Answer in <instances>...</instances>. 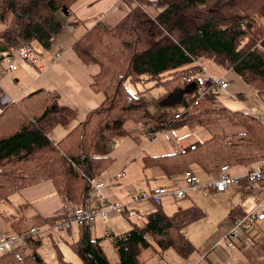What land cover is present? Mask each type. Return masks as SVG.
Listing matches in <instances>:
<instances>
[{
	"label": "trees",
	"instance_id": "1",
	"mask_svg": "<svg viewBox=\"0 0 264 264\" xmlns=\"http://www.w3.org/2000/svg\"><path fill=\"white\" fill-rule=\"evenodd\" d=\"M77 1L0 0V66L13 60L21 47L50 48L63 29L61 13ZM163 1L166 7L156 17L135 8L113 27L99 22L73 43L77 59L96 68L91 87L102 101L59 141L52 142L49 134L71 124L76 113L59 103L56 90L38 88L0 108V201L47 180L61 200L73 208L84 205L89 181H97L112 163L107 143L126 137L128 122L140 125L150 138L170 128H208L220 122L241 130L213 135L193 151L143 158L144 168L157 167L167 178L184 179L194 168L210 176L222 167L264 159V125L246 111L214 106L199 90L210 85L203 77V62L210 59L264 92V0ZM144 76L164 87L165 94L156 103L181 108L178 118L161 124L148 111L143 90L127 87ZM141 216L129 231L108 236L117 255L114 263L106 257L100 239L92 238L88 228H79L80 238L70 244L79 264H142L140 253L151 245L147 237L159 249H173L181 258L194 252L183 228L202 219V209L178 208L167 215L156 206ZM60 218L33 217L27 223L6 216L25 254H0V264H45L37 253L39 236L32 240L28 230L52 226ZM58 259L73 264L60 254Z\"/></svg>",
	"mask_w": 264,
	"mask_h": 264
},
{
	"label": "crops",
	"instance_id": "2",
	"mask_svg": "<svg viewBox=\"0 0 264 264\" xmlns=\"http://www.w3.org/2000/svg\"><path fill=\"white\" fill-rule=\"evenodd\" d=\"M165 7L166 3L163 0H78L66 13H61L63 29L58 35L54 37L50 48H37V50L34 48L39 62L45 67V71L40 75H45L47 70L53 68L50 66L59 60L60 61L57 63L58 67L62 70L66 69L68 65L65 55L69 50L70 53H72L71 47L73 43H75L95 24L100 22L108 28L113 27L135 8L142 9L150 17H156L165 9ZM54 42L56 44L55 49L52 53H50L49 50L53 48L52 46L54 45ZM65 46L69 47L67 48ZM59 48H62L64 53L60 59L54 61L55 54ZM73 62L74 64L78 63L76 57L74 58ZM204 64L208 63L204 61L203 66ZM78 65L79 67H82L83 64ZM3 66L4 70H1V74L5 72L12 74L16 71V69L14 71H8L6 66ZM208 66L212 73L204 70L206 74L210 75L211 78L214 79H224L228 83V88L226 91L206 94L208 100L216 107H225L233 111H246L264 125V92L259 93L256 89L249 87L232 70L225 69L220 66V68H217L214 67L213 64H208ZM35 69L37 71L36 67ZM96 71V68H93V70L90 71L91 77L88 79L90 88H92L90 83L92 80V75ZM203 77L205 78L206 75ZM26 90L27 91L25 93L22 92L21 94L12 97L8 93L0 91V97L4 95L10 100H16L26 95L30 91H33V89ZM220 97L223 98V101L219 99ZM98 101H101V97H99ZM98 101L96 100L94 105L90 108L97 107L99 104ZM166 121L167 119L162 121L161 124H164ZM202 128L203 127L190 126L179 129L170 128L160 132L164 135L166 132L167 135H169V130H174L176 133V138L170 137V139L167 140L165 137L166 142L162 141L160 144H158V146L154 145L151 150H157L155 151L156 153H142L139 164H137L136 159H134L130 164L123 163L119 169L117 168L113 171L109 170L107 177H101V175L98 179L104 183L101 196L103 195L107 201L125 202L135 194L153 189V187L151 188L149 184L152 181L156 182L157 180L158 184L155 186L156 188L166 189L165 186L169 184L176 185V188L185 187V181L183 177L167 178L157 167L144 168L143 158L146 157V155L158 156L177 153L180 152V149L182 148L187 150L190 145H193L196 142L192 134L197 137L201 144L213 135H232L241 131L238 127H232L227 122H220L217 125L203 128L204 130ZM135 132L137 133L138 131L136 130ZM144 135V131L140 130V134L132 139L142 142L141 140L143 139L145 141ZM128 136L129 135L118 139L120 140V144L117 148L120 147L125 139L130 138ZM50 140L52 141V139ZM152 143H148L146 147L149 148ZM113 149H110L111 151L109 152V155L114 152ZM258 163L259 162L257 161L247 166H234L227 169L226 173L232 178H241L251 169H254ZM139 167L141 174H143L145 177V184L147 186L145 189L143 188L144 184L141 185L140 182L134 181L133 175H136V173L139 171ZM193 173L197 176L196 168H194ZM117 174H121V177L116 178L115 176ZM207 177L208 179H206L204 183L215 180L217 175L215 174ZM148 178L150 179V183ZM263 189L264 181L253 183L243 181L239 185L228 186L224 192L210 193L209 195H212V198L224 201L226 203L224 207L226 208V211L224 215H220L216 222L212 223L209 236L203 239L201 243L192 241L190 235L187 236L184 233L193 245L197 244V247L194 246V252L191 253L187 258H181L173 249H159L155 243H153L152 239L147 237L151 245L150 247L142 250L140 253L139 257L142 264H264V222L256 224V226L251 231L243 234L241 238L235 242V245L232 248L227 249L224 244H221L222 239L230 230L232 222L241 215L251 211L258 203H260V196ZM193 194L198 193H192V195ZM101 196H98L97 199H100ZM166 202L164 203L165 206L167 205ZM151 204V202L142 201L135 206V209L141 215L149 214V212H153L151 210ZM164 205H162L161 202L160 207H165ZM91 206L95 207L96 203L91 204ZM191 206L196 205L193 203ZM178 208L162 209L167 215H169V213L173 214ZM72 209L73 207L71 205L61 200L51 181L44 180L37 182L12 194L8 200L0 201V237L5 235H16L8 221L5 219L6 216H10L13 220L21 219L22 221L29 223L33 217H62ZM234 209L235 211L233 215L230 216V212ZM205 216L203 218H205ZM222 216L223 218L221 219ZM126 220L128 222L125 223L124 221ZM135 222H137L135 219H128L120 215H112L105 222L97 221L95 225L89 229V231L92 238L100 239V245L103 249L102 243L106 242L107 239L110 241L108 236L120 235L129 231L132 229L133 223ZM188 225L183 228V232ZM67 232L69 237H71L72 243L77 241L81 236L80 229L77 226L70 228L67 230ZM60 247L64 261L67 260L69 263L73 264L80 263L79 257L69 250L70 246L63 245ZM12 251L18 257H22L25 254V247L20 239L15 243ZM103 251L108 258V255L104 249ZM111 258L112 260L108 259L111 263L117 261L115 250H111ZM44 263L47 264L46 262ZM58 264L62 263L58 262Z\"/></svg>",
	"mask_w": 264,
	"mask_h": 264
},
{
	"label": "rangeland",
	"instance_id": "3",
	"mask_svg": "<svg viewBox=\"0 0 264 264\" xmlns=\"http://www.w3.org/2000/svg\"><path fill=\"white\" fill-rule=\"evenodd\" d=\"M53 44H54L52 46L53 48L49 50L50 53H52L55 49V45H56L55 42ZM69 46H65V47L68 48ZM37 48L41 49L39 46H35V50H37ZM65 57L67 59V65H68L66 69L62 70L58 67L57 63L60 61L59 60L58 62L50 66L53 68L47 70L45 75L44 74L40 75L34 67L21 63L20 60L17 58V56L14 55L12 59L16 67V71L13 72L12 74H8L7 72L3 74L0 73V91L8 93L11 97L15 95H19L22 92L25 93L27 91L26 89L28 90H32V89L34 90L38 88L53 89L60 93L59 95L60 98L58 101L61 105L68 106L74 109L76 115L73 122L69 125L58 126L52 133L49 134L50 139L56 142L59 141L61 137H63L65 134H67L75 124L85 119L87 111L93 109L90 107L94 105L96 100L97 101L99 100V97H101V101H102V95L89 87L88 79L91 77L90 71L93 70V68L95 67L94 66L92 67L90 65H84L78 59H77L78 63L74 64L73 60L76 56L74 55L73 52L70 53V50L65 55ZM205 61L208 64H213L214 67L220 68L210 59H206ZM78 64H83V65L82 67H79ZM208 64H204L205 66L204 70L208 71L209 73H212L211 70L208 68L209 67ZM1 70H4L3 65L0 66V72ZM127 87L131 91L143 90L148 111L153 117L159 118L160 121H165L166 119L169 120L170 118H173L175 114L181 112V108H174V107L172 108L165 105L161 106L156 103V99H158L159 97L165 94V89L163 86L157 85L153 81H146V76L142 77L141 82L136 84L134 87L131 86L130 84H128ZM219 99L223 101L222 97H220ZM101 101H98V103L100 104ZM61 102L64 104H62ZM126 128L129 135L128 137L130 138L125 139V141L120 145L119 148L117 147L119 146L120 143L118 144V146L115 147V149H113L114 152L111 153L110 155L113 158L112 163L102 173L101 177L103 176L107 177V174H109V170L113 171L116 170L117 168L119 169L123 163L130 164L131 162H133L134 159H136L137 164H139L142 153H146V154L156 153L155 151L157 150H151V148L154 145L158 146V144H160L162 141L166 142L165 135L162 133H158L154 139H151L150 137L144 135L145 141L143 139L141 140L142 142L133 140L132 138L137 137L140 134V130H143V128L140 125H135L131 122L126 123ZM136 130L138 131L137 133L135 132ZM152 140L153 141L156 140V141L153 142ZM110 142L111 140L107 143L109 150L111 148ZM148 143L150 144L152 143V145L149 148L146 147ZM146 156H153V155H146ZM196 174L199 180L201 181V183H204V181L208 179L207 177L208 175L204 174L198 168H196ZM133 177H134V181L140 182L141 185L144 184L143 186L144 189L147 188L145 184V177L143 176V174H141L140 167H139V171L136 173V175H133ZM148 180L150 183L149 178ZM157 184H158V180L156 182L152 181L149 184V186L151 188L152 187L154 188L155 186H157ZM165 187L168 191H170L176 189L177 186L174 184H169L166 185ZM263 199H264V189L260 196V202ZM165 202L167 204L166 206L164 205ZM193 203L197 207L201 208L206 216L205 218L199 219L197 220V222L195 221V223L188 225L184 230V233L187 236L190 235L192 241H195L196 243H201L203 239L209 236L212 223L216 222L220 217V215H224L226 211V208H224L226 203L224 201L212 198V195L203 196L201 195V193L192 195V193L188 191L187 196L181 199H176L170 194L166 195L162 200V205H164L165 207L162 206V208H178V207L186 208L193 205ZM151 207H152L151 208L152 211L156 209V206L154 204H151ZM169 215L172 214L169 213ZM222 218L223 216L221 217V219ZM124 222L126 223L128 221L126 220ZM38 236L40 239V244L37 249V253L47 264H58V262H60V260L58 259V254L62 256L60 246L63 245L70 246L69 244L72 243L71 237H69L66 228H64L63 230H57V229H51L50 226H42L38 229ZM196 245L197 244H194V246ZM102 246L108 255V259L112 260L111 250L114 251V249L111 245V242L107 239L106 242L102 243ZM69 250L77 255V253L72 251L70 247Z\"/></svg>",
	"mask_w": 264,
	"mask_h": 264
},
{
	"label": "built area",
	"instance_id": "4",
	"mask_svg": "<svg viewBox=\"0 0 264 264\" xmlns=\"http://www.w3.org/2000/svg\"><path fill=\"white\" fill-rule=\"evenodd\" d=\"M63 53L64 50L59 48L55 54L54 61L60 59ZM16 56L21 63L30 65L34 68L36 67L39 74H42L45 71V67L39 62L37 58L38 56L32 47L24 46L19 48L16 52ZM4 64L8 71H14L16 69L11 59H6ZM204 75H206L210 85L208 87L199 88L203 95L219 91H226L228 88V83L224 79L211 78V76L205 72ZM187 82H190V79H187ZM12 101L13 100H10L6 96L2 95L0 97V107L9 104ZM178 117V113L173 116L174 119ZM165 123L163 125H165ZM192 136L195 138L196 142L187 148V150L190 151H193L195 147L200 144V141L197 139V137L194 134H192ZM165 137L167 140L170 139V137L176 138V133L174 130H169V135H167L165 132ZM151 139H154V137ZM119 143L120 142L118 139H112L110 142V149L115 148ZM185 150L186 149L182 148L180 149V152ZM226 170V167H222L217 173V178L208 183H201L199 178L192 171H188L185 173V187L183 188H176L170 191L165 188H153L149 191H144L140 194L131 196L125 202H113L105 200L106 198L103 195L101 196L104 183L99 180H90V191L87 194L85 204L73 208L50 227L51 229L57 230H63L64 228L69 230L73 226L91 229L97 221L105 222L112 215H120L128 219L140 221L142 216L136 211L135 206L142 201H148L156 206H160L162 199L168 194L172 195L176 199L186 197L188 191L191 193H201L203 196H208L213 192H224L228 186L239 185L243 181L248 183L264 181V159H262L254 169H251L241 178L230 177L227 175ZM115 177L120 178L121 174H117ZM98 196H101L100 199H97ZM93 203H96L95 207L91 206ZM260 222H264V199L251 211L241 215L232 222L231 228L222 239L221 244H224L227 249L232 248L235 245V242L239 240L243 234L251 231L256 226V224ZM38 229L39 228L36 227H30L28 230V235H30L34 241L38 239ZM19 239L20 238L17 235L1 236L0 254L10 253L13 250L15 243Z\"/></svg>",
	"mask_w": 264,
	"mask_h": 264
}]
</instances>
